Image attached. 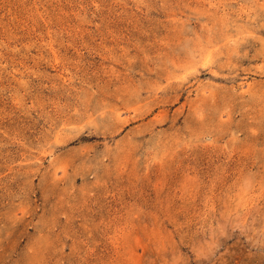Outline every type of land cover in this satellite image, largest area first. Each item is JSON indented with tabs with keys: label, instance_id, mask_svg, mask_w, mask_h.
<instances>
[{
	"label": "rangeland",
	"instance_id": "rangeland-1",
	"mask_svg": "<svg viewBox=\"0 0 264 264\" xmlns=\"http://www.w3.org/2000/svg\"><path fill=\"white\" fill-rule=\"evenodd\" d=\"M0 264H264V0H0Z\"/></svg>",
	"mask_w": 264,
	"mask_h": 264
},
{
	"label": "bare ground",
	"instance_id": "bare-ground-1",
	"mask_svg": "<svg viewBox=\"0 0 264 264\" xmlns=\"http://www.w3.org/2000/svg\"><path fill=\"white\" fill-rule=\"evenodd\" d=\"M205 61V60H204Z\"/></svg>",
	"mask_w": 264,
	"mask_h": 264
}]
</instances>
